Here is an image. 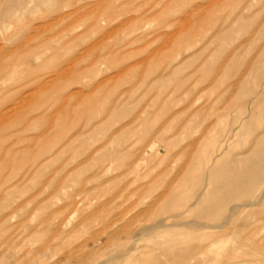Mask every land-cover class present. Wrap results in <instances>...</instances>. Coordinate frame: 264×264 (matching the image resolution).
I'll return each instance as SVG.
<instances>
[{"label":"rangeland","instance_id":"374dc122","mask_svg":"<svg viewBox=\"0 0 264 264\" xmlns=\"http://www.w3.org/2000/svg\"><path fill=\"white\" fill-rule=\"evenodd\" d=\"M1 119L0 264H264V0H0Z\"/></svg>","mask_w":264,"mask_h":264},{"label":"bare ground","instance_id":"6f19581e","mask_svg":"<svg viewBox=\"0 0 264 264\" xmlns=\"http://www.w3.org/2000/svg\"><path fill=\"white\" fill-rule=\"evenodd\" d=\"M39 90V89H38ZM22 100H24L23 98H22ZM26 103V102H25ZM27 103H28V101H27ZM20 104H21V102H20ZM23 105H24V103H23ZM13 108V107H12ZM60 108V107H59ZM9 110V109H8ZM6 111V110H5ZM5 113V112H4ZM6 114V116H7V113H5ZM3 115V114H2ZM9 116V115H8ZM7 116V117H8ZM5 117V116H4ZM1 122H2V119L0 120ZM3 121H4V119H3ZM233 186H235V185H233ZM231 188H233V187H231Z\"/></svg>","mask_w":264,"mask_h":264}]
</instances>
